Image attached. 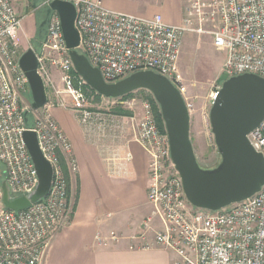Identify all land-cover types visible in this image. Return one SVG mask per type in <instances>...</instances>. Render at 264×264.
<instances>
[{
    "label": "built area",
    "instance_id": "1",
    "mask_svg": "<svg viewBox=\"0 0 264 264\" xmlns=\"http://www.w3.org/2000/svg\"><path fill=\"white\" fill-rule=\"evenodd\" d=\"M52 1L46 0L45 8ZM61 1L75 7L78 51L106 83L152 71L177 89L190 117L193 105L177 69L186 35L209 37L217 51H226L221 74L228 78L252 74L264 80V0H182L179 25L165 23L160 15L143 18L111 11L100 0ZM20 30L21 18L12 0H0V176L11 198L26 197L35 190L36 171L22 141L26 130L35 132L53 174L48 195L20 212L4 207L0 186V264H41L51 241L70 223L71 204L61 162L71 171L75 162L71 143L49 109L26 126L22 96L29 87L18 66ZM41 49L36 56L37 73L44 86L49 80L48 64L61 74L64 92L74 104L71 111L80 123L102 131L107 115L86 108V84L73 69L56 12L47 19ZM131 121L133 140L148 156L147 201L161 221L150 240L145 234L137 237L138 248H163L173 254L172 264H264V186L250 198L218 211L194 208L171 161L165 129H159L148 101L141 102L139 119ZM247 140L264 159V119ZM126 159L131 156L127 154ZM151 222L147 218L142 229L147 231ZM111 238L115 239L113 234Z\"/></svg>",
    "mask_w": 264,
    "mask_h": 264
},
{
    "label": "water",
    "instance_id": "2",
    "mask_svg": "<svg viewBox=\"0 0 264 264\" xmlns=\"http://www.w3.org/2000/svg\"><path fill=\"white\" fill-rule=\"evenodd\" d=\"M52 12L59 16L63 40L75 73L95 94L105 99H119L144 90L153 97L168 138L171 161L181 179L184 196L192 207L218 211L260 191L264 186V159L250 146L247 135L264 119L263 79L252 74L230 78L221 74V86L215 91L208 115L219 162L211 169H203L197 162L190 140V115L177 89L152 71H139L118 82L106 83L100 72L78 51L75 7L69 2L53 0L45 8L40 29H45ZM18 66L27 79L32 110L42 109L47 104V96L32 49L20 56ZM22 141L38 182L35 190L26 197L11 198L5 181H1L2 203L14 212L23 211L45 198L53 174L40 151L35 132L24 131Z\"/></svg>",
    "mask_w": 264,
    "mask_h": 264
},
{
    "label": "crops",
    "instance_id": "3",
    "mask_svg": "<svg viewBox=\"0 0 264 264\" xmlns=\"http://www.w3.org/2000/svg\"><path fill=\"white\" fill-rule=\"evenodd\" d=\"M45 1L12 0L21 18L20 42L25 21L32 29L28 41L34 39L35 4ZM100 1L119 13L143 18L160 15L169 25H179L183 15L182 0ZM49 113L71 143L75 170L66 167L70 223L51 241L41 264H172L173 254L163 248H138L137 237L145 234L150 240L161 221L147 201L148 156L133 140L132 117L106 113L108 120L100 131L82 125L72 111L58 107ZM196 118L201 121L203 115ZM150 217V227L144 231L142 224Z\"/></svg>",
    "mask_w": 264,
    "mask_h": 264
},
{
    "label": "rangeland",
    "instance_id": "4",
    "mask_svg": "<svg viewBox=\"0 0 264 264\" xmlns=\"http://www.w3.org/2000/svg\"><path fill=\"white\" fill-rule=\"evenodd\" d=\"M26 5L27 2L25 1ZM42 2H36L34 14L38 24L42 21L43 11L45 6ZM44 4V3H43ZM42 5V6H41ZM28 9H32L30 6ZM173 18H176L175 16ZM37 26L34 27V35ZM45 31V30H44ZM43 31V36H44ZM22 33L24 41L20 42L18 39V54L21 56L28 49H32L36 56L42 54L41 43L42 39L38 41H28L31 38L32 29L27 22L22 26ZM226 51L224 49L217 51L212 44L209 37H197L188 34L184 37L177 69L182 77L183 84L186 88L187 95L191 98L192 113H191V133L190 140L193 151L198 164L203 169H211L219 162V155L217 153L213 136L210 132L208 115L212 105V96L216 90H219L221 82V69L225 59ZM45 70L48 75V81L45 83V90L47 96V104L39 110H32L31 108V94L30 91L23 94V106L27 109L28 122L33 123L35 118L43 116L45 111L53 108H63L71 111L74 108L71 97L64 92V86L61 81V74L54 67L45 65ZM58 92V94H57ZM150 95L147 91L139 90L134 92L131 96L124 98L122 101L105 99L103 97H96L87 94L88 104L86 108L92 112L109 113L115 109H121L130 113V116L139 119V108L141 102H147V96ZM118 102H126L124 106L118 105ZM133 104V105H131ZM64 105V107H61ZM197 115H203V120H197ZM3 165L0 164V170Z\"/></svg>",
    "mask_w": 264,
    "mask_h": 264
},
{
    "label": "trees",
    "instance_id": "5",
    "mask_svg": "<svg viewBox=\"0 0 264 264\" xmlns=\"http://www.w3.org/2000/svg\"><path fill=\"white\" fill-rule=\"evenodd\" d=\"M38 1H43V0H38ZM33 8H34V6H33ZM44 15H45V10L43 11L42 20L44 19ZM44 30L45 29H40L39 28V24L37 23V29H36V33H35V36H34L33 41H38V40L42 39V37H43V31ZM74 75L77 76L75 73H74ZM84 91L87 94L94 95V96L100 98V96L97 95V94H95V92L92 91L87 85L84 86ZM28 92H29V88H28ZM132 94H129V95L124 96L122 98L129 97ZM147 100H148V102L151 105V108H152V111H153V114H154V118H155L156 124L158 125L159 129L163 131L164 126H163V123H162V120H161V117H160L159 108H158L157 104L155 103V101H154V99H153V97L151 95H148L147 96ZM111 112L112 113H115V114H118V115H129L130 116V113L125 112V111H123L121 109H115V110H113ZM27 115L28 114L26 113V115H25V121H26V126L29 127V126H31V123L28 122ZM61 165H62V169H63V172H64V176H65V179H66V182H67V196H69V190H68V174H67L65 162L62 161L61 162ZM3 180H4V178L0 176V181H3Z\"/></svg>",
    "mask_w": 264,
    "mask_h": 264
}]
</instances>
